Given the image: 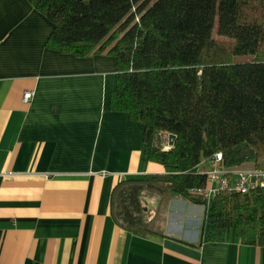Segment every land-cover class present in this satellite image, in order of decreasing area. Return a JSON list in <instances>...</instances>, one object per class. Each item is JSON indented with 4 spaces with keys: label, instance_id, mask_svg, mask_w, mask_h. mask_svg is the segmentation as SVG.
<instances>
[{
    "label": "crops",
    "instance_id": "1",
    "mask_svg": "<svg viewBox=\"0 0 264 264\" xmlns=\"http://www.w3.org/2000/svg\"><path fill=\"white\" fill-rule=\"evenodd\" d=\"M53 29L28 0H0V264H264V248L206 241L205 205L171 201L161 234L115 222V186L163 168L143 124L110 109L116 59L51 50Z\"/></svg>",
    "mask_w": 264,
    "mask_h": 264
},
{
    "label": "trees",
    "instance_id": "2",
    "mask_svg": "<svg viewBox=\"0 0 264 264\" xmlns=\"http://www.w3.org/2000/svg\"><path fill=\"white\" fill-rule=\"evenodd\" d=\"M28 1L54 26L47 48L116 59L110 109L143 124L145 154L163 168L115 186V222L161 234L169 203L183 199L208 206L206 241L264 248V186L210 205L197 194L209 186L199 169L218 154L225 170L264 171V0ZM145 195L158 198L151 221Z\"/></svg>",
    "mask_w": 264,
    "mask_h": 264
},
{
    "label": "built area",
    "instance_id": "3",
    "mask_svg": "<svg viewBox=\"0 0 264 264\" xmlns=\"http://www.w3.org/2000/svg\"><path fill=\"white\" fill-rule=\"evenodd\" d=\"M33 97V92H27L24 95V101L29 102ZM166 144L169 148V137L166 139ZM199 172L207 175L209 186L204 190L198 191L197 194L201 195L208 205L221 191L229 189L240 194H247L264 186V171L225 170L223 168L222 154H218L211 163L203 165ZM215 184H219V187L215 188Z\"/></svg>",
    "mask_w": 264,
    "mask_h": 264
},
{
    "label": "rangeland",
    "instance_id": "4",
    "mask_svg": "<svg viewBox=\"0 0 264 264\" xmlns=\"http://www.w3.org/2000/svg\"><path fill=\"white\" fill-rule=\"evenodd\" d=\"M214 36L216 37V38H220V37H218V35H217V26L215 27V29H214ZM251 61V57H249V56H243V57H236L235 59H234V62L235 63H247V62H250ZM166 148H168V147H166ZM149 196V195H148ZM155 200V199H154ZM154 200H152V202L154 201ZM147 201V200H146ZM148 202V201H147ZM153 204H154V206L155 205H157V203L154 201L153 202Z\"/></svg>",
    "mask_w": 264,
    "mask_h": 264
},
{
    "label": "water",
    "instance_id": "5",
    "mask_svg": "<svg viewBox=\"0 0 264 264\" xmlns=\"http://www.w3.org/2000/svg\"><path fill=\"white\" fill-rule=\"evenodd\" d=\"M175 140H176V136H174V135H170V136H169V145H170V146H173Z\"/></svg>",
    "mask_w": 264,
    "mask_h": 264
}]
</instances>
